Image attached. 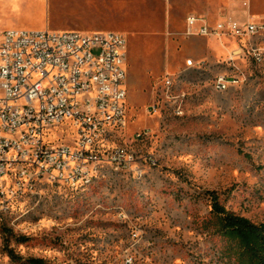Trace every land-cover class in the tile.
I'll return each mask as SVG.
<instances>
[{
    "label": "rangeland",
    "instance_id": "obj_1",
    "mask_svg": "<svg viewBox=\"0 0 264 264\" xmlns=\"http://www.w3.org/2000/svg\"><path fill=\"white\" fill-rule=\"evenodd\" d=\"M78 1L25 0L8 21L13 29L39 30L49 20L50 29L67 30L55 26L75 21ZM192 1L115 0L105 21L126 36L128 47L127 125L111 145L132 142L158 164L140 178L105 168L77 190L43 178L40 195L4 197L10 210L0 215V264H25L29 257L126 264L128 255L132 264H235L224 238L206 225L208 192L216 191L230 210L264 221V67L240 61L243 83L219 92L211 78L221 65L186 66L188 57L221 63L231 46L185 34ZM252 4L264 17V0ZM79 9L83 22L95 16L82 4ZM169 75L179 76L171 95L186 94L182 115L174 112L180 100L171 102L162 86ZM142 129L149 136L135 141Z\"/></svg>",
    "mask_w": 264,
    "mask_h": 264
},
{
    "label": "built area",
    "instance_id": "obj_2",
    "mask_svg": "<svg viewBox=\"0 0 264 264\" xmlns=\"http://www.w3.org/2000/svg\"><path fill=\"white\" fill-rule=\"evenodd\" d=\"M239 2L240 12L234 5L215 22L197 13L186 17L187 36L231 44L221 63L194 57L185 62L221 65L211 78L219 92L228 81L243 83L240 61L250 58L264 67V17L252 13L251 0ZM127 50L126 36L115 30L0 32V215L10 210L4 205L6 194L40 195L43 178H51V186L79 189L84 173L126 167L131 178H139L158 164L155 154L142 153L132 142L111 145L127 125ZM178 79L166 76L162 86L171 102L180 100V110L174 112L182 115L185 92L171 95ZM102 128H115V135H102ZM65 134L73 141H60ZM149 134L142 129L134 140ZM8 172H20L14 189L6 188ZM125 262L132 264L133 256Z\"/></svg>",
    "mask_w": 264,
    "mask_h": 264
},
{
    "label": "trees",
    "instance_id": "obj_3",
    "mask_svg": "<svg viewBox=\"0 0 264 264\" xmlns=\"http://www.w3.org/2000/svg\"><path fill=\"white\" fill-rule=\"evenodd\" d=\"M208 194L211 209L206 225L224 238L226 254L235 264H264V221L255 222L230 210L214 190ZM24 263L50 264L42 257H29Z\"/></svg>",
    "mask_w": 264,
    "mask_h": 264
},
{
    "label": "crops",
    "instance_id": "obj_4",
    "mask_svg": "<svg viewBox=\"0 0 264 264\" xmlns=\"http://www.w3.org/2000/svg\"><path fill=\"white\" fill-rule=\"evenodd\" d=\"M25 0H0V28L1 29H13L14 24H11L8 20L17 14L20 10L22 2ZM79 0L77 3V8L73 15L75 16V21L73 23H68L66 25H56L55 29H67V30H81L86 32L101 31V30H112L108 29L105 25V21L108 19V11L110 8L114 7L115 0ZM123 1V0H122ZM49 2V0H47ZM126 2V1H125ZM82 5L94 11L95 16L90 22H83L81 19L79 7ZM236 5V11L240 12L242 10L241 3L239 0H194L190 4L189 8L193 11L190 13H197L206 15L211 22H215L220 18V14L223 10L232 11ZM161 10V8H160ZM162 11V10H161ZM251 11L256 17H260L253 11V4L251 0ZM187 14V15H188ZM168 26V14L164 16ZM187 17V16H186ZM186 17L184 19V26H186ZM52 23L48 21L43 22L40 29H50ZM53 27V26H52ZM54 28V27H53ZM168 31V29H167ZM210 40V39H209ZM168 41L171 42L168 38ZM215 41V40H211ZM198 56V55H195ZM199 59V58H195Z\"/></svg>",
    "mask_w": 264,
    "mask_h": 264
},
{
    "label": "bare ground",
    "instance_id": "obj_5",
    "mask_svg": "<svg viewBox=\"0 0 264 264\" xmlns=\"http://www.w3.org/2000/svg\"><path fill=\"white\" fill-rule=\"evenodd\" d=\"M188 67H197V66H188ZM234 83L237 82L228 81V88ZM215 88L218 89V83H215ZM228 88H222V91L227 90ZM176 110H180V107H178ZM102 135H115V128H102ZM107 169H111L112 172L116 174L131 175V171L127 170L126 167H113V169L112 168H107ZM102 175H103V171H94L93 173L81 174V176L79 177V189L90 187L91 184L95 183V181L98 180ZM143 175L144 172H141L139 178L142 177ZM19 179H20V172H8L6 174V188L14 189V184L17 183ZM63 185L66 186V184ZM71 189L77 190L78 188H71ZM24 194L25 193H9L6 194L5 197L10 195L11 198H17V197H22Z\"/></svg>",
    "mask_w": 264,
    "mask_h": 264
}]
</instances>
